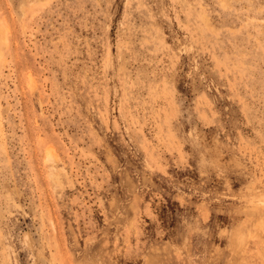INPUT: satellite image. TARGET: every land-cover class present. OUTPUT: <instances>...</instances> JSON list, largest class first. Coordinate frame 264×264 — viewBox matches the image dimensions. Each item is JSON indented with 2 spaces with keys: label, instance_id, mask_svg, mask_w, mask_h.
I'll return each instance as SVG.
<instances>
[{
  "label": "rangeland",
  "instance_id": "374dc122",
  "mask_svg": "<svg viewBox=\"0 0 264 264\" xmlns=\"http://www.w3.org/2000/svg\"><path fill=\"white\" fill-rule=\"evenodd\" d=\"M0 264H264V0H0Z\"/></svg>",
  "mask_w": 264,
  "mask_h": 264
}]
</instances>
